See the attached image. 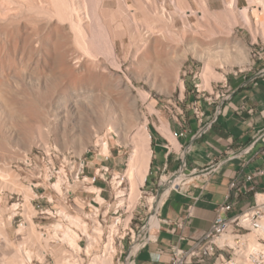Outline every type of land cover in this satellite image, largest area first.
<instances>
[{
  "label": "bare ground",
  "instance_id": "bare-ground-1",
  "mask_svg": "<svg viewBox=\"0 0 264 264\" xmlns=\"http://www.w3.org/2000/svg\"><path fill=\"white\" fill-rule=\"evenodd\" d=\"M195 2L196 10L187 0H0V144H3L0 155L4 152L9 157L12 153L13 156L18 154L21 157L10 158L24 163L32 145L48 148L50 135L64 144L66 138H75L78 142L75 154L81 155L85 147L83 142L91 144L95 137H99L96 131L85 129L87 123L106 126L116 134L118 144L129 130L133 142L131 140L130 144L124 145H132V152L121 181L128 186V208H134L152 156L147 114L159 117L158 111L149 102L150 94L136 88L134 83L149 86L166 95H171L175 87L184 91L179 71L189 54L202 61L201 88H207L210 80L221 82L224 79L223 75L215 72L216 67L226 72L235 68L242 70L251 64L237 28L242 27L249 32L251 45L257 44L258 36L264 40V0H247L249 7L241 9L238 0H221L224 5V11L219 10L221 13L211 12V0ZM190 18L196 21L193 28ZM207 20L214 23L211 26L207 24L204 29L207 41L204 43L200 39L202 32L199 35L198 31L203 30L205 24L202 23ZM179 21L182 22L181 34L177 29ZM118 49L123 53V58L120 57L127 63L128 75L124 78L119 74L122 70ZM215 49L220 51L214 52ZM148 62L153 67L151 76L145 73ZM64 77L69 80L62 87ZM30 92L42 102L36 107L39 111L45 107L44 101L55 97V110H51L49 115L47 112L37 113ZM32 125L38 130L35 135L29 128ZM158 129L171 144L176 143L167 125L160 123ZM99 147L103 155H110L108 145L101 144ZM56 149L66 151L65 148ZM11 171L8 163L0 169V194L8 190L22 196L25 222L15 235L24 231L29 234L19 245L16 264H32L35 259L42 261L48 255L56 256L54 252H49L47 245L54 238L56 242L66 243L71 249L79 251L78 234L70 227L84 232L91 247L101 240L100 229L95 231L96 236H92L89 224L83 219L64 213L69 227L56 224V227H51L56 228L53 235L38 232L32 221L35 213L30 204L35 194L30 186L21 184ZM170 178L162 179L159 195L150 199L153 212L155 207L163 205L169 195ZM121 181L113 183L117 198L124 195V191L120 190ZM78 184L75 182V185ZM53 189L58 196L65 198L61 178ZM84 190L95 194V200L103 203L98 188L86 186ZM48 199L52 200L51 197ZM116 203L118 207H125L123 199ZM16 208V204L10 208L11 214ZM89 218L96 223L95 216ZM9 227L10 221L5 223L0 220V237L6 243L9 242L6 232ZM146 231L147 226L143 232ZM40 240L45 242V248L35 251L34 244L37 245ZM113 251L112 246L105 247L104 255L95 257L92 264H113ZM70 260L75 259L69 253L56 257L58 264H73Z\"/></svg>",
  "mask_w": 264,
  "mask_h": 264
},
{
  "label": "built area",
  "instance_id": "built-area-1",
  "mask_svg": "<svg viewBox=\"0 0 264 264\" xmlns=\"http://www.w3.org/2000/svg\"><path fill=\"white\" fill-rule=\"evenodd\" d=\"M241 73V72H239ZM238 73H234V77H237ZM264 77V70L257 73V78ZM196 87L197 98L200 90ZM215 100L227 101L232 93L227 81L219 82L217 86ZM214 102H208L212 105ZM191 109L195 118L199 123H202L204 113L201 111L198 101L192 103ZM222 109H217L214 112L213 117L209 120V125L214 123L215 119L221 115ZM264 117V111L261 113ZM207 131V127H203L197 132L198 137L204 135ZM261 143L264 146V129L259 131L254 136L252 142L243 148L239 154L244 156L250 155L253 147ZM87 149L83 154L76 155L72 151H61L54 146H48V148L36 147L35 150L25 157L24 163H20L26 171V175L29 177V186L34 192L35 196L30 201L31 207L35 213L32 217V221L39 219L41 222H47L46 228L51 227L57 223L63 226L67 225V220L63 215L65 212L69 216H79L85 223L91 226L90 216H95L96 222L102 228L103 233L101 235V241L99 247V254L103 253V250L107 246H112L113 262L116 264H135L137 254L148 243L154 241L150 239L149 235L145 234L143 230L147 226V223L143 225L137 234L131 228V222L133 219L134 208L129 210L127 201L124 206H119L116 203L111 208V203L107 202V191L114 178V172L111 167L103 165L107 162L110 156H101L99 149L92 148ZM187 147L186 152H188ZM91 153L90 158L103 157L100 164H95L96 158L88 160L87 155ZM264 155V147L258 153ZM230 156H234L232 153ZM178 159V158H177ZM180 160V159H178ZM164 171V170H163ZM216 171V166L209 165L208 167L198 170L188 169L185 162L181 159L180 165L173 172H167L165 176L160 177V181L157 183V189L161 188L162 179L164 177L170 178L171 189L170 192L184 193L192 184L197 181L198 177L202 178L201 184L204 186L207 184L209 177ZM121 176L120 173H117ZM149 174V172H148ZM147 174V175H148ZM258 176H264V168L245 177V181L249 182L253 178ZM61 178L63 180V189L65 191V198L63 203L65 205L74 207L72 211H61L55 208L54 199L49 200L46 193L49 191L56 198L59 199L58 194L53 189V185L57 180ZM147 177L141 189L145 188ZM177 180V183H175ZM79 183L83 189L82 192L89 194L91 198L82 200L83 207L80 208L75 203V192L67 188L73 184ZM122 181V187L124 185ZM126 184V183H125ZM86 186H94L98 188L99 195L103 198V203L100 204L95 200L96 195L90 194L84 190ZM124 190V198L128 200L129 191L128 186L122 188ZM140 189V190H141ZM151 189V194H152ZM230 194L226 198V202L217 207L215 211V217L211 223L210 228L203 232L199 239L195 240L193 244L187 249L183 250L177 246H170L166 249L165 253L169 257L171 264H264V196L254 194L251 204L246 208L240 210L236 214L229 216L239 205V198L244 193H251L254 188L247 187L245 184H241L240 181H233L229 184ZM154 191V190H153ZM156 195L152 198H156L159 192L155 190ZM158 192V194H157ZM16 194V193H15ZM115 199L114 194L112 195ZM47 204V207L42 205V202ZM72 203V204H71ZM17 208L14 213L11 214V219L17 221V228L24 224V201L21 195L16 194ZM13 204V205H14ZM11 205V207L13 206ZM10 207V208H11ZM111 209V210H110ZM152 209V208H151ZM161 206L155 207L154 215L158 218L160 224V212ZM153 210V209H152ZM111 211V212H110ZM125 214V218L122 215ZM129 214V218L127 215ZM113 216L110 223H108V217ZM192 210L187 208L183 217L174 222L173 228L175 230H184L192 219ZM109 224V225H107ZM106 225V228L103 226ZM160 229V227H159ZM43 231V228L40 227ZM80 236L78 245L81 247V242L85 241L84 250L86 249V240L81 232L77 231ZM41 234H47V231H43ZM82 248V247H81ZM72 251V250H71ZM76 256V253L72 251ZM86 255L84 252L79 253Z\"/></svg>",
  "mask_w": 264,
  "mask_h": 264
},
{
  "label": "rangeland",
  "instance_id": "rangeland-1",
  "mask_svg": "<svg viewBox=\"0 0 264 264\" xmlns=\"http://www.w3.org/2000/svg\"><path fill=\"white\" fill-rule=\"evenodd\" d=\"M217 1H219V2H217ZM187 2L189 3V5L194 10H196V8H197L196 5L197 4H196L195 0H187ZM222 6H223V8H222ZM210 7H211V12L212 13H216L219 10L221 12L224 11V5L222 4L221 0H211ZM238 7H239V9L245 8V7H249V4H248L247 0H238ZM260 19H261V21H263V17H260ZM189 21H190V23L192 25V28H193L195 23H196V21L193 18H190ZM207 21H206V23H202V25L205 24V26L203 25V27H204L203 30L202 31L201 30L198 31L199 35H200V32H202L201 34L203 36L200 35V39H202V41L204 43L207 42L206 39L204 38V34H205L204 29L207 28V24H209L211 26V24L214 23V22L211 23L210 20H207ZM181 28H182V22L179 21L178 25H177V29H178V33H180V34H181ZM239 28H237L238 34L241 37V39L243 40L244 44L246 45V50L249 53L251 64L249 66L244 67L242 70H240L238 68H235L233 70L228 69L229 71L228 70L226 71L228 73L223 72L222 70H220L219 68L216 67L215 68V72L217 74H219V75H223L224 76V79L222 78L221 82H224L226 80L227 84H228L229 80L232 79V78H238L239 76H242V75H245V74L256 73L257 69L260 66V64L263 63V58H264V42H263L264 40H263V38L258 36L257 44L251 45L252 43H251V40H250L249 32L246 29L242 28V27L240 29ZM193 30L195 31V29H193ZM194 31H193V33H194ZM119 49L117 51V54L119 53L118 57H119V59H121L120 60V63H121L120 65H121V70H122V71L119 72V74L124 78L125 76L128 75L127 71H126L127 63H126V61H124L122 59L123 58V56H122L123 53L122 52L120 53ZM185 49L188 50L189 48H185ZM179 50L180 49H178V51ZM216 50H217V52L220 51L218 49H215L213 51L216 52ZM198 60L199 59H197L196 57L194 58V57H192V56H190L188 54V59L186 61H184L183 64L181 65L180 71H179V80L182 81L183 85H184V91H182V92L180 91L179 87H175V89L173 90L171 95H166V94H161V93L157 92L156 90L151 89L149 86H146V85H143V84H135L134 83L136 88H140V89H142L144 91H147L150 94V101L149 102L153 105V107L159 113V117L151 116V115L147 114V118H148L147 129H148V132L150 134V149H151V152H153V147H152L153 140H154V138H158L159 141H157V142L165 147V150L170 153V155H169L170 157H173V158L177 157L180 160L183 159L184 155H185L184 147L181 148V146L177 143V139L179 140L180 138L183 137L184 131H185V129L188 126L189 119L195 117L194 113H193V111L191 109V105H192L193 102H190V99L201 101V107L200 108H201V111L203 113H204V111L202 109V106L203 107L204 106H210L208 104V102L215 100L214 97L216 95L217 89H219L217 86L219 85L220 81H218V80L217 81L216 80H214V81L210 80L209 81V85H208L207 88H201V85L203 86V82H202V78L201 77H202V72H203L204 65H203L202 61H200V60L198 61ZM111 71H114V70L111 69ZM235 72L238 73L237 77H234V73ZM239 72H241V73H239ZM145 73L147 75H150V76L153 75V67H152V63L151 62L147 63V68L145 70ZM57 80H58V78H57ZM68 80H69L68 77H64V79L62 80L63 84L61 86L62 87L66 86L65 83L66 82L68 83ZM195 86H198V89L200 90V93L198 94V96H199L198 98H197V92H196V87ZM23 92L24 91H22V93ZM30 95H32V102L35 100L34 102H35L36 106H34V107H35V109H37L39 107L38 103L41 104L42 102L40 101L39 98L35 97V95H33L31 92H30ZM57 95H58V92L56 93V96ZM36 96H38V94ZM51 98L53 99L55 97H51ZM50 99L47 100L48 103H50V101H51ZM47 101L43 102L45 107L43 108L42 111H39L38 109H37L38 111H36V110L35 111L37 113L39 112V114L40 113L46 114L45 112H47L48 115L51 112V110L54 111L55 110L54 109V107H55L54 106V104H55L54 99L52 100L53 102L51 101L52 103L49 104V107H48ZM143 111L145 113H147V111L145 110V107H143ZM110 115L112 116L113 114H110ZM205 118H206V114L204 113V117L202 119V123H199L200 125L197 128L198 131L206 123ZM93 123H94V125H93ZM160 123H163L164 125H167L171 135L173 136V138L175 139V142L177 144L176 143H174V144L172 143L171 144V142L162 134V132L158 129L160 127ZM89 125L90 124L87 123V125L85 126V129H87V130L92 129V130H89V132L96 131L98 133L99 137H98V139H97V137H95L91 141L92 145L91 144H87L86 141L83 142V144L85 146L84 150L85 149L86 150L87 149H91V151H94V149L92 150V148L95 146L97 149H99V152H100L101 147H99V146H101V144L108 145L109 148H110V155H109L110 158L108 159L107 162L103 163V165H107V166L111 167L113 172L115 173L114 174V178H113V180L111 182L112 191L109 190L110 186H109V189L107 191L108 192L107 193V202L111 203V208L113 210V207L116 204V202H119L121 199H123L125 201V203L127 201L126 198H124V195L121 198H117V196L115 195V191L113 190V183L115 181H121L122 180L121 179L122 178V174L124 173V170L126 169V165L128 164V160H129L130 154L132 152V145L125 146L124 144H126V143L130 144L133 136L130 133V131L127 129L128 133L125 136L126 139H125V137H123V138L121 137V140H120V142L118 144L117 143L118 138H117L116 134L113 133V131L108 130V128L106 126L105 127L104 126H99L95 122L91 123V125H92V126L90 125L91 128H90ZM29 128H30V131L33 133V135L36 134V133H34L35 131L38 132V130L35 129L36 127L34 125L30 126ZM77 133H79V132H77ZM77 133L75 135H78ZM129 133H130V136L128 135ZM53 136L54 135H50L48 137L47 143H48L49 146H51V147L54 146L55 148L59 147L60 149L61 148H65L66 151H72L73 153H77L76 151H78V150H77L76 146H78V142L76 141L75 138H72V137L71 138H66L67 139V141H66L67 143L65 142V144H64L63 141H61V140L59 141L58 138L55 139V137H53ZM101 137H106V138L101 139ZM72 142L76 143V144H72ZM132 142H133V140H132ZM96 144H98V145H96ZM0 145H1L0 147H3L2 143ZM31 147H30L31 148L30 150H35V148L37 146L32 145ZM10 150H12V149H9V151ZM84 150L82 151L81 154H83L86 151V150L85 151ZM154 151H155V155H154L155 161L157 163H161V159H162L161 151L159 149H156V148H155ZM10 152H12V151H10ZM4 153L5 154L0 155V169L3 168V165L5 163H8L9 166H10V171L12 170L13 172L12 171L11 172L15 173V175H17V177L19 179V182L21 184L25 185V186H29L30 180H29V177L26 175L25 168L20 164L21 162L16 161V160H12L10 158L11 156H12V158H16L17 156L21 157V156H19L18 154L15 153L16 154L15 155L16 157H15V156H13L14 155L13 153L10 154L8 152L10 154V157H9V155H7L6 152H4ZM100 154H101V156H105L101 152H100ZM90 156H91V153L87 155L88 160H92V159L94 160L96 158V161H94L95 164H100L99 161L103 160V157H100V156L93 157V158H90ZM151 159H152V156H151ZM178 159H177V163L180 165V160H178ZM150 167H151V162H150ZM117 173H120L121 176H118ZM166 174H167V171H163V170H160V171H158L155 174L154 173L153 174H151V173L148 174L147 175V181L145 183V188L143 190L140 188L141 189L140 190V194H139L140 197H139L138 201L135 204V208H134L135 210L133 212V219H132V222H131V228H132V230L134 231L135 234H137V232L140 231V229H141V227L143 225H145L147 222H149L151 216L153 215L154 212L151 209L152 205H151L150 199L153 196L156 195L155 190H157L159 192V189H157L156 185L160 181V177L161 176L163 177ZM118 177H119V179H117ZM125 183H124V185L122 187V181H121L120 190H123V189H121V187L124 188V187L127 186V184H125ZM82 189H83V187L80 184H78V185L73 184L70 187V190L75 192V198H76L75 203L80 208H82L84 206L83 203H82V200H85L87 202V200L89 198H91V196L89 194H86V193L82 192ZM151 189L154 190V191L152 190V194H151ZM158 192H157V194H158ZM113 194H114V197H115L116 200L113 199V197H112ZM18 195H20V194H18ZM46 195H47L48 198L50 196H52V198L54 199L55 208L61 210L62 212L65 211V210H67V211H70V210L74 211L75 210L74 207L65 205L63 203V201H64L63 198L64 197L61 198V197L58 196L59 197V199H58V198H56L54 196V194H52L49 191L46 193ZM14 203H16V194L15 193H12V192H10L8 190L7 191L4 190L0 194V220H2L5 223L7 221H10V227L6 228V232H7L8 237H9V242H7V243L4 242L1 239V237H0V264H9L10 261L11 262L14 261L15 264L18 263V261H17L18 259H17L16 256L19 255V251H20L19 245L22 244L29 236L27 231H24L21 234L15 235V231L18 229L17 228L18 219L12 220L11 219V214H10L11 213L10 207ZM127 204H128V207H129L130 204L128 203V201H127ZM42 205L47 207V204L44 201L42 202ZM129 210H131V209H129ZM63 213L66 214L65 212H63ZM70 217H76V216H70ZM77 217H79V216H77ZM112 217L113 216H109L108 217V223H110V221L112 220ZM129 217L130 216L128 214L127 218H129ZM122 218H125V214L122 215ZM33 223H34V226H35L36 230L38 232H40V233H42L43 231L46 230L47 231L46 235H50L54 231H56V228H51L53 226L56 227L55 226L56 224L51 226V227L46 228L47 222H45V221L41 222V220L36 219V220H34ZM91 223H92L91 226L89 225V234L92 235V236H96V232L95 231L97 229H100V231H101L100 232V238H101V235L103 233L102 228H100V226L98 225L97 222L96 223L91 222ZM57 224H59V223H57ZM107 225H109V224H107ZM66 226L69 227L70 226L69 223H67ZM40 227L43 228V231L40 230ZM103 227L106 228V225H104ZM70 228L75 230V232L77 230V231L81 232V234H83V237L85 238L86 245H87L85 251L82 250V249H84L85 241L81 242V247L82 248H80L79 251H75L74 249H71L70 246H68L66 243H58V242H56V240H54L55 239L54 238L53 240H50V242H48L47 245H48L49 252H51V251L54 252V254L56 256L48 255V256L44 257V259L42 261H38V260L35 259V260H33L32 264H58V263H56V257H58V256L61 257L63 255V253H66V254L69 253V255L75 259V260H70L71 262H73V264H92V263H95V260H93L95 257L104 255V250H103V254L102 255H101V253L99 254L100 250H99L98 246H100L99 243H100L101 240L99 242L93 244L92 247H91L89 245L88 237L86 236V234L84 232H82L80 229H77L75 227H70ZM78 237L80 239L79 235H78ZM33 248H34L35 251H38L40 249L42 250V249L45 248V242L43 240H40L37 245H36V243L34 244ZM71 250L74 253H76V256L72 253ZM82 252H84L86 255L80 254V256H78V254L82 253ZM70 261H68V262H70ZM59 264H67V263L66 262H62V263H59ZM113 264H116V261H114Z\"/></svg>",
  "mask_w": 264,
  "mask_h": 264
},
{
  "label": "crops",
  "instance_id": "crops-1",
  "mask_svg": "<svg viewBox=\"0 0 264 264\" xmlns=\"http://www.w3.org/2000/svg\"><path fill=\"white\" fill-rule=\"evenodd\" d=\"M261 70H264V58L256 73L229 80L228 85L232 93L227 101L219 99L214 100L210 106H202L206 114L204 126L207 127L204 135L201 137L197 135V128L200 125L197 119L195 117L189 119L183 137L177 139L181 148L184 147L185 155L182 160L188 169L201 170L211 164L216 166V171L210 175L206 185L203 186L202 178L198 177L186 192H172L167 196L158 213L160 224L154 214L147 223L145 234L155 240L140 250L135 264H171L165 253L166 249L177 246L187 250L210 228L217 207L224 204L230 194L231 182L240 181L241 184L254 188V191L241 195L238 207L229 216L251 204L254 194L264 196V176L245 181L246 176L264 168V155L258 154L264 146L257 143L250 155L239 154L252 142L254 136L264 129V117L261 115L264 111V77L256 79L257 73ZM190 102L195 100L190 99ZM198 105L201 107V101H198ZM218 108L223 112L209 125V120ZM157 141L159 139L154 138L152 143L149 174H155L160 170L167 172L176 170L179 165L177 157H170V153ZM155 148L161 151V163L155 161ZM231 153L234 156H230ZM189 207L193 216L188 226L182 231L172 229L174 222L183 217Z\"/></svg>",
  "mask_w": 264,
  "mask_h": 264
}]
</instances>
